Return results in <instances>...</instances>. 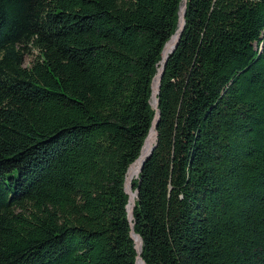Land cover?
<instances>
[{"label": "trees", "instance_id": "obj_1", "mask_svg": "<svg viewBox=\"0 0 264 264\" xmlns=\"http://www.w3.org/2000/svg\"><path fill=\"white\" fill-rule=\"evenodd\" d=\"M181 2L0 0V264H264V0H186L127 218Z\"/></svg>", "mask_w": 264, "mask_h": 264}, {"label": "water", "instance_id": "obj_2", "mask_svg": "<svg viewBox=\"0 0 264 264\" xmlns=\"http://www.w3.org/2000/svg\"><path fill=\"white\" fill-rule=\"evenodd\" d=\"M185 3H186V0H182L181 4L179 6L178 13H177L178 19H177L175 31L172 34V36L170 37V39L168 40V42L162 48L160 67L157 69V72L153 76L151 83H150V91H151L150 106H151V109L153 110V118H152L151 123H150V129L148 131L147 136L145 137V139L143 141V144H142V147L140 149L138 158L134 161V163H132L129 166V168L127 169L126 174H125L124 191L128 195V206H127V218H128V220L131 219V212H132V208L134 205V198H135L136 193H137V190H135L134 192H131V189H130L131 188V185H130L131 180L129 178L130 167L133 164L137 163L138 164L137 174H138L141 170V167H142L144 160L151 154V152L155 146V131L154 130H155L156 122L158 119V112H157V108H156L157 107L156 95L158 93L159 80H160L162 68H163L164 62L166 60L167 54L171 53L175 49L176 44H177L178 39H179V36H180V32L183 28ZM136 177H137V175H136ZM129 236H130V239L134 243V250L136 251V255H137L136 259H135V264H144L143 261L141 260V258L139 257L140 240H139L138 236L133 234L131 226H130Z\"/></svg>", "mask_w": 264, "mask_h": 264}, {"label": "bare ground", "instance_id": "obj_3", "mask_svg": "<svg viewBox=\"0 0 264 264\" xmlns=\"http://www.w3.org/2000/svg\"><path fill=\"white\" fill-rule=\"evenodd\" d=\"M138 164L135 163L130 167L129 178L132 180L137 175ZM131 182V181H130ZM131 189V188H130Z\"/></svg>", "mask_w": 264, "mask_h": 264}, {"label": "rangeland", "instance_id": "obj_4", "mask_svg": "<svg viewBox=\"0 0 264 264\" xmlns=\"http://www.w3.org/2000/svg\"><path fill=\"white\" fill-rule=\"evenodd\" d=\"M35 56H36V52L31 51V54L30 55H27V56L24 57V63H23V65L25 67L29 66V64L31 63V61L33 60V58Z\"/></svg>", "mask_w": 264, "mask_h": 264}]
</instances>
